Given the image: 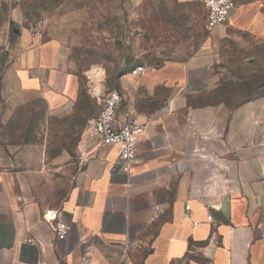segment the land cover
I'll list each match as a JSON object with an SVG mask.
<instances>
[{"label":"crops","instance_id":"crops-1","mask_svg":"<svg viewBox=\"0 0 264 264\" xmlns=\"http://www.w3.org/2000/svg\"><path fill=\"white\" fill-rule=\"evenodd\" d=\"M229 25L264 39V0H235L212 31ZM69 53L54 40L16 57L2 82L7 118L74 92ZM199 57L145 68L143 98L126 84L123 108L148 121L130 166L117 145L92 139L68 186L39 145L0 143V264H264V95L233 107L224 125L212 107L203 127L198 110L187 117L181 108L187 93L208 88L193 69ZM95 74L87 77L101 92ZM161 89L171 90L167 101H147ZM186 203L193 213L184 220ZM58 220L70 225L63 238Z\"/></svg>","mask_w":264,"mask_h":264},{"label":"rangeland","instance_id":"rangeland-1","mask_svg":"<svg viewBox=\"0 0 264 264\" xmlns=\"http://www.w3.org/2000/svg\"><path fill=\"white\" fill-rule=\"evenodd\" d=\"M54 40L67 45L78 67L74 92L27 103L7 118L4 74L16 57ZM194 56L200 59L193 69L202 71L199 80L208 88L187 93L181 108L187 117L198 110L203 127L212 107L224 125L233 107L264 95V39L233 25L209 30L203 0H0V143L39 145L48 166L70 186L92 141L87 126L101 109L100 98L119 89L125 107L131 100L126 84L140 98L146 90L144 73L133 74L136 67ZM90 69H96L101 92L88 80ZM171 95L161 89L147 101L161 105Z\"/></svg>","mask_w":264,"mask_h":264},{"label":"built area","instance_id":"built-area-1","mask_svg":"<svg viewBox=\"0 0 264 264\" xmlns=\"http://www.w3.org/2000/svg\"><path fill=\"white\" fill-rule=\"evenodd\" d=\"M206 8V24L209 30L224 25L230 18L235 7V0H203ZM145 67L139 66L133 70V74L145 72ZM124 95L119 89H112L100 98L101 109L89 120L87 132L90 138L106 145H117L119 157L130 166L136 159L138 143L146 131L147 120L138 112L129 108H123ZM193 210L186 203L184 220L191 219ZM213 221V215L207 217ZM199 221H193L198 224ZM56 233L60 238L65 237L69 230L63 220L56 222Z\"/></svg>","mask_w":264,"mask_h":264},{"label":"trees","instance_id":"trees-1","mask_svg":"<svg viewBox=\"0 0 264 264\" xmlns=\"http://www.w3.org/2000/svg\"><path fill=\"white\" fill-rule=\"evenodd\" d=\"M124 101H125V98H124ZM124 103V102H123ZM23 106V105H22Z\"/></svg>","mask_w":264,"mask_h":264}]
</instances>
